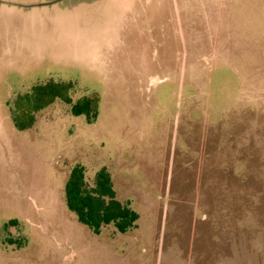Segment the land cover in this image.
Returning <instances> with one entry per match:
<instances>
[{
  "label": "rangeland",
  "instance_id": "1",
  "mask_svg": "<svg viewBox=\"0 0 264 264\" xmlns=\"http://www.w3.org/2000/svg\"><path fill=\"white\" fill-rule=\"evenodd\" d=\"M191 3L0 0V264H264V0ZM49 80L96 118L56 97L17 130ZM75 164L136 227L77 221Z\"/></svg>",
  "mask_w": 264,
  "mask_h": 264
},
{
  "label": "trees",
  "instance_id": "2",
  "mask_svg": "<svg viewBox=\"0 0 264 264\" xmlns=\"http://www.w3.org/2000/svg\"><path fill=\"white\" fill-rule=\"evenodd\" d=\"M71 86L70 82L54 80L33 86L29 93L21 96L24 104L19 111L12 113L14 127L17 130L31 127L35 121L34 113L52 103L56 97L71 105L73 115H84L88 122L94 120L98 97L85 95L72 102L67 95ZM63 192L67 209L94 234H99L101 228L108 224H112L120 233L136 227L139 214L128 202L116 197L111 175L105 166L95 172L89 184L85 179L84 166L75 164L65 179Z\"/></svg>",
  "mask_w": 264,
  "mask_h": 264
},
{
  "label": "crops",
  "instance_id": "3",
  "mask_svg": "<svg viewBox=\"0 0 264 264\" xmlns=\"http://www.w3.org/2000/svg\"><path fill=\"white\" fill-rule=\"evenodd\" d=\"M193 0H178L175 1L174 0V11L177 14H180V12L186 11L187 9H190V6L195 5L197 6V4L191 3ZM208 1V0H206ZM198 3L200 4V1H198ZM204 4V3H201ZM177 20H179V17L177 18ZM162 25V24H160ZM159 27V23H156L155 28L156 29H160ZM164 31V30H163Z\"/></svg>",
  "mask_w": 264,
  "mask_h": 264
}]
</instances>
